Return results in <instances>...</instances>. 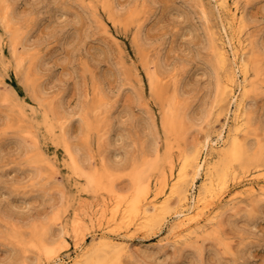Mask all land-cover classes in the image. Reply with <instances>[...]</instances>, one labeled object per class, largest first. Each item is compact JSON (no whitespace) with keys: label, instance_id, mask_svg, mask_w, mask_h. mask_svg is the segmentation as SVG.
<instances>
[{"label":"bare ground","instance_id":"6f19581e","mask_svg":"<svg viewBox=\"0 0 264 264\" xmlns=\"http://www.w3.org/2000/svg\"><path fill=\"white\" fill-rule=\"evenodd\" d=\"M113 1L103 0L102 6L115 23L124 15L115 12ZM189 1L198 8V19L204 25V46L210 52L208 62L213 75L212 101L208 110L193 109L190 99L180 93L182 77L178 67L163 68L158 52L155 57L150 55L142 38L148 18L142 16L141 19V11L136 8L129 11L125 18L133 25L134 42L146 72L147 86L160 103L161 115L159 122L151 115L144 121L146 138L139 143L140 153L127 160L131 184L119 192L112 183V172L121 171L127 165L102 159L98 167L91 153L90 132L94 130L98 148H110L112 97L102 93L99 101H86L75 112L64 108L62 100L57 104L49 103L47 89L39 82L43 64L39 63L41 58L35 59L34 51L39 44L33 43V39L30 41L35 20L32 24L28 17L17 15L14 0H0L1 65L6 69L8 64L4 60L8 57L5 48L9 63L20 72L27 61L36 60L25 70L24 78L35 95L34 100L42 107L41 114L34 109L36 106L33 108L22 99H17L21 103L16 110L18 121L27 122L22 133L31 139L23 149L29 154L25 162L29 185L38 188L44 196H51L53 192L59 195V203L44 221L45 225L34 231L27 241H19L24 247L23 253L33 249L35 257L24 256L17 264H142L151 254L148 248L139 245L145 238L138 234L152 230L155 235L165 233L162 243L180 244V249L175 248L177 253L193 251L202 264L206 250H213L204 244L214 237L216 245L223 249L222 254L236 255L229 264H242L232 249L231 237L223 234V216L235 212L237 217L244 215L250 221L264 206V136L257 133L261 119H255L252 106L253 96H264V49L258 46L259 37L249 32L248 2L243 5L242 0H215L222 11L218 10L229 20L228 46L233 56L229 60V52L218 38L217 30L209 25L211 15L202 1ZM85 8L89 15L97 18L95 6ZM99 26L111 41L118 40L106 22L100 20ZM121 70L126 80L136 78L142 89L140 98H143L144 82L139 77V68L127 67L122 62ZM0 84L6 89L3 80ZM13 92L16 99L18 95L14 89ZM0 101H8L7 92H0ZM14 107L17 105L11 108L13 112ZM88 112L92 113V121ZM74 116L83 124L82 136L86 141L83 146L70 143L69 126ZM210 116L225 120L216 132L211 130ZM38 126H43L53 142L61 147L62 161L40 146ZM158 126L165 136V152L161 157L157 149ZM191 129L195 130L194 140L182 149L176 146L175 140L186 136ZM60 167L67 172L68 191L66 185L56 179ZM91 193L97 196L96 201L79 200L82 195ZM66 206L72 209L69 217L55 223L60 218V210ZM241 206L243 211L238 210ZM87 238H91L89 243ZM72 250L74 256L69 254ZM17 261L18 258L14 260Z\"/></svg>","mask_w":264,"mask_h":264},{"label":"rangeland","instance_id":"374dc122","mask_svg":"<svg viewBox=\"0 0 264 264\" xmlns=\"http://www.w3.org/2000/svg\"><path fill=\"white\" fill-rule=\"evenodd\" d=\"M102 1L14 0V5L17 15L28 17L32 24L35 20L30 41L33 39V43L39 44L34 51L37 55L35 59L41 58L39 63L43 64L39 82L47 89L49 103L57 104L62 100L64 108L75 112L86 101H99L102 93L112 97L114 106L111 110L110 148L109 150H106V146L98 148L97 131L94 130L90 132L91 153L94 156L93 163L98 167L102 159L113 164L127 165L121 171L112 172L114 188L121 192L131 184L127 160L139 155V143L146 138L144 121H148L151 115L159 122L161 115L160 103L147 86L146 72L134 42L133 25L127 22L125 15L136 8L137 11H141L139 15L141 19L142 16L148 18L142 38L147 43L150 55L155 57L158 52L163 68L178 67L177 70L182 77L180 93L190 99L188 101L192 103L193 109H209L214 94L213 75L208 62L210 52L207 46H204L206 42L204 25L202 20L198 19V8L193 6L191 1L114 0L115 12L124 15L123 18H117L115 23L108 18ZM201 1L211 15L209 25L215 27L218 38L220 37V41L229 52V60L232 59L231 48L228 46L230 36L228 17L217 8L215 0ZM242 1L243 5L249 3L246 11L249 32L259 37L258 46L264 49V0ZM90 5L96 7L97 18L85 10V7L91 8ZM141 7L143 8L140 9ZM100 20L108 24L121 49L100 29ZM5 50L8 56L4 59L8 62L6 69L0 63V75H3L0 81L3 80L6 85V89H3L0 84V92L8 94V101H0V264H17L24 256L29 259L35 257L33 249L24 254V247L19 245V241H27L34 231H39L45 225L44 221L59 203V195L55 192L51 196L42 195L38 188L34 189L29 185L27 177L29 169L26 163L29 154L23 149L31 143V139L22 133L27 122L18 121L16 110H19L18 104L22 99L29 102L33 108L36 106L34 109L38 111V115L41 114L42 107L34 100L35 95L29 90L24 78L25 70L36 60L27 61L21 73L13 63H9V54L6 48ZM262 58L264 65V54ZM122 62H125L127 67L134 65L139 68V77L144 82L143 98H140L142 89L138 86L136 78L132 77L128 81L123 77ZM13 89L19 98L15 99ZM253 99L255 119H261V128L257 133L262 137L264 96H253ZM13 105H17L13 108L16 114L11 110ZM88 117L92 119L91 112H88ZM210 121L211 130L216 132L225 120L218 121L216 116H210ZM69 127L70 143L78 146L86 144L82 136L83 124L78 116H74ZM43 128V126L36 128L40 146L49 155L56 154L62 161L64 156L61 147L53 142ZM157 133V149L161 157L165 152V136L160 126L157 127ZM194 134L195 130L191 129L186 136L176 139L175 145L184 148L194 140ZM18 138L21 142L17 141ZM212 138L216 139L215 133L212 134ZM66 176L68 175L65 169L58 168L56 179L63 182L68 191L70 188L66 183ZM95 196L92 193L82 195L79 200L91 203L96 201ZM243 209L241 206L238 210ZM71 210L69 206L62 208L60 218L55 223L66 221ZM237 216L239 215H235V212H227L223 216V234L231 237L232 249L240 257L239 262L264 264V206L253 214L250 221L244 215ZM141 234L145 240L139 245L148 248L151 254V257L143 260L142 264H202L193 251L177 253L175 248L180 249V244L162 243L161 240L165 238L164 232L155 235V231L152 230L138 235L141 237ZM90 240L91 238H87L86 242L89 243ZM245 244L248 245L243 248ZM204 245L206 248L213 247V250H206L203 264H229L236 257L222 254L223 249L216 245L214 237H210ZM73 253L72 250L69 254L74 256ZM16 258L18 261L14 262Z\"/></svg>","mask_w":264,"mask_h":264}]
</instances>
